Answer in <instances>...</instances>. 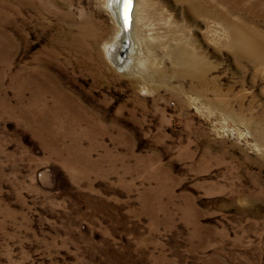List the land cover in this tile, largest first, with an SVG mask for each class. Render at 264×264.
Here are the masks:
<instances>
[{"label": "rangeland", "instance_id": "374dc122", "mask_svg": "<svg viewBox=\"0 0 264 264\" xmlns=\"http://www.w3.org/2000/svg\"><path fill=\"white\" fill-rule=\"evenodd\" d=\"M105 3L0 0V264H264V0H136L129 72Z\"/></svg>", "mask_w": 264, "mask_h": 264}, {"label": "bare ground", "instance_id": "6f19581e", "mask_svg": "<svg viewBox=\"0 0 264 264\" xmlns=\"http://www.w3.org/2000/svg\"><path fill=\"white\" fill-rule=\"evenodd\" d=\"M106 9L109 11V15L114 19L118 30L114 39L107 43L104 47L106 58L109 60L112 67L118 72H129V63L134 60L136 62L140 56L138 51L137 42L134 38V30L137 20V3L136 0H132V6L130 10V20L127 22L128 27L125 31H122L121 21L118 20V7L120 4L124 5L123 0H105ZM237 6V4H236ZM234 6V11L240 10ZM129 8V7H128ZM262 8V7H261ZM250 10V9H249ZM256 12V11H255ZM260 12V11H259ZM241 13V12H240ZM247 14V13H246ZM257 21V20H256ZM237 22V21H236ZM226 34L228 35V41L226 47L232 51L234 57H240L241 55L248 57L250 62L262 63L264 62V36L260 33L252 32L248 28L232 26L233 23L225 24ZM242 25V24H241ZM125 45L124 51L123 46ZM179 49V48H178ZM173 49L169 56L176 66L190 65L191 57L185 50ZM121 53L123 55H121ZM121 55V56H120ZM201 62V61H200ZM202 63V62H201ZM197 71L201 73L207 71L206 66L200 67V63L196 61ZM200 74H197L196 79H199Z\"/></svg>", "mask_w": 264, "mask_h": 264}, {"label": "water", "instance_id": "95a60500", "mask_svg": "<svg viewBox=\"0 0 264 264\" xmlns=\"http://www.w3.org/2000/svg\"><path fill=\"white\" fill-rule=\"evenodd\" d=\"M124 5L120 4L118 7V20L121 21V27L122 31H125V29L128 27L127 22L130 20V10L132 6V0H129V3L127 4V10L125 8V2L123 0ZM129 7V8H128ZM125 45L123 46V51H124ZM121 55H123L121 53ZM120 55V56H121Z\"/></svg>", "mask_w": 264, "mask_h": 264}, {"label": "snow or ice", "instance_id": "6c2138e0", "mask_svg": "<svg viewBox=\"0 0 264 264\" xmlns=\"http://www.w3.org/2000/svg\"><path fill=\"white\" fill-rule=\"evenodd\" d=\"M124 2H125V8L127 10V4L129 3V0H124Z\"/></svg>", "mask_w": 264, "mask_h": 264}]
</instances>
